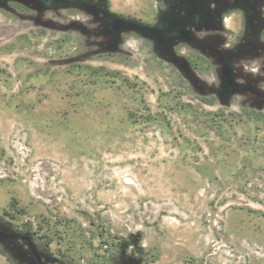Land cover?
<instances>
[{
  "label": "rangeland",
  "instance_id": "1",
  "mask_svg": "<svg viewBox=\"0 0 264 264\" xmlns=\"http://www.w3.org/2000/svg\"><path fill=\"white\" fill-rule=\"evenodd\" d=\"M108 3L157 21V0ZM26 12L0 7V216L73 264L131 236L152 264H264V114L205 97L137 33L99 52L56 25L87 15Z\"/></svg>",
  "mask_w": 264,
  "mask_h": 264
},
{
  "label": "flooded vegetation",
  "instance_id": "2",
  "mask_svg": "<svg viewBox=\"0 0 264 264\" xmlns=\"http://www.w3.org/2000/svg\"><path fill=\"white\" fill-rule=\"evenodd\" d=\"M157 2L154 26L119 16L110 10L108 0H0V7L14 13L20 8L27 11V19L52 24L46 19L50 14L58 18H64L66 10L85 14L89 17L85 22L56 25L73 27L99 52H116L129 34L137 33L183 69L189 83L205 97L220 104L249 106L252 114H264V0ZM45 238L0 216V249L12 264L74 263L54 256ZM134 238L115 244L120 256H111L106 264H152L142 256L143 249L135 250Z\"/></svg>",
  "mask_w": 264,
  "mask_h": 264
},
{
  "label": "trees",
  "instance_id": "3",
  "mask_svg": "<svg viewBox=\"0 0 264 264\" xmlns=\"http://www.w3.org/2000/svg\"><path fill=\"white\" fill-rule=\"evenodd\" d=\"M0 252H2L3 253V251L0 249Z\"/></svg>",
  "mask_w": 264,
  "mask_h": 264
}]
</instances>
